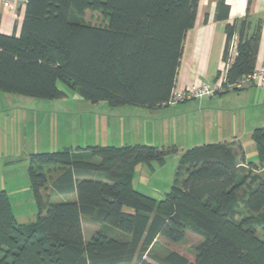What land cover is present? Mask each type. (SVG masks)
<instances>
[{
    "label": "trees",
    "instance_id": "trees-1",
    "mask_svg": "<svg viewBox=\"0 0 264 264\" xmlns=\"http://www.w3.org/2000/svg\"><path fill=\"white\" fill-rule=\"evenodd\" d=\"M198 1L27 0L20 35L0 34V92L57 100L66 97L57 87L61 82L91 104L161 108L174 89ZM218 5L225 10L218 17L225 19L228 7L223 0ZM86 11L107 18V26L85 23ZM233 36L237 41L225 70L227 84L255 68L260 25H253L248 5L242 19L225 27L224 63ZM251 139L264 164V127L255 129ZM175 151L95 145L30 154L27 176L36 218L17 223L6 192L0 191V264H264V236L254 230L264 222V216L258 217L264 210V181L237 196L236 155L224 143L183 152L171 190L159 201L133 187L137 165H161ZM82 153L97 162L80 160ZM49 166L61 170L43 202ZM69 194L74 200L51 201ZM240 204L247 216L237 221ZM187 222L204 238L192 261L172 249L151 253L158 240L182 241ZM83 223L96 227L88 241Z\"/></svg>",
    "mask_w": 264,
    "mask_h": 264
},
{
    "label": "rangeland",
    "instance_id": "rangeland-1",
    "mask_svg": "<svg viewBox=\"0 0 264 264\" xmlns=\"http://www.w3.org/2000/svg\"><path fill=\"white\" fill-rule=\"evenodd\" d=\"M84 21L95 27H106L108 24V19L95 11H86ZM57 87L64 91L65 98L39 100L0 92V154L4 153L5 157H14L13 160L18 159L17 167L13 169L18 173V176L20 172L23 177L27 175L28 156L30 154L58 151L55 150L56 140L57 142H67L71 139V145H74V141L84 139L85 142L83 143L89 146L123 147L143 145L159 149L173 148L176 151L166 154L163 164L159 165L155 162L139 164L135 167L132 176L131 182L137 191L159 201L171 190L183 152L195 146L205 145L207 142L213 143L212 141H218L219 139L228 142L231 139L238 138L241 144L240 148L224 143L236 155L240 181L238 182L237 196L243 197L247 190L264 181L262 173L264 164L258 162V155L251 137L247 135L246 130L242 132L233 124V122H236V124L240 122L239 115H242V113L223 119L224 121L228 119L227 125L224 127L220 124L217 128L219 133L213 134L214 138H212L203 131L193 133L190 128L180 130L174 120L155 115L151 117L146 113L134 117V120H122L119 119L120 107L110 108L105 102L91 104L80 99L77 94L67 89L61 82L57 83ZM233 92L236 93L237 91L229 90L220 94H232ZM157 113L155 112V114ZM219 127H223L222 131L219 130ZM201 137L202 139L197 140ZM85 144L81 145L84 146ZM4 149L6 152H3ZM242 155L244 156L243 161L240 160ZM80 156L82 161L97 162V158L90 156L88 153H82ZM245 161L256 163V168L248 166ZM241 164L243 166H240ZM60 170V167L52 166L45 169L47 183L42 192L43 202H45L44 197L49 192L53 179L56 178ZM66 200H70L67 195L51 197V201L54 202ZM19 215L16 218L17 223L28 221L27 219L31 217L29 214ZM244 216H247V213L240 204L235 218L239 221ZM263 216L264 210L258 217ZM35 218L33 216L32 219L35 220ZM254 230L256 236L262 238L264 236V222L262 221L254 227ZM91 235L86 232L85 239L88 240ZM203 241L204 238L194 233L192 224L187 222L185 236L182 241L177 245H170L158 240L151 253L163 255L166 251L172 249L192 261L196 247ZM145 259L153 262L148 257H145Z\"/></svg>",
    "mask_w": 264,
    "mask_h": 264
},
{
    "label": "crops",
    "instance_id": "crops-1",
    "mask_svg": "<svg viewBox=\"0 0 264 264\" xmlns=\"http://www.w3.org/2000/svg\"><path fill=\"white\" fill-rule=\"evenodd\" d=\"M219 1L221 0L198 1L193 27L186 32L184 37L182 54L175 77L174 92H181L187 88L198 86L203 82L215 83L220 79L225 64L222 60L225 45V27L234 21L242 19L247 14V5L248 15L253 25H260L255 68L264 66V0H251L249 4L248 0H223L224 5L228 7L225 19L218 17V15H225V10L221 7L219 8ZM24 11L25 4L23 3L7 6L3 0H0V34L18 37L21 33ZM236 41L237 37L233 36L229 43L228 52L232 58L235 56L232 47L236 46ZM226 93L216 94L210 98L189 100L173 107H161L153 110L126 105L119 108V119L134 120V117L146 113L151 117L155 115L165 119H172L178 124L180 130H188L190 128L193 133L203 131V133L206 132L212 138H214L213 134L219 133L217 128L220 124L224 127L227 125L228 119L224 121L225 118H230L232 115L237 116L239 113H242V115H239L240 122H237V124L233 122V124L242 132L246 130L248 136L251 137L255 129L264 127V85L252 84L236 93ZM165 108L170 109L162 110ZM155 112L158 113L155 114ZM222 129L223 127H219V130L222 131ZM200 139L202 137L197 140ZM70 140L67 142H57L56 140L55 150L89 146L83 143L85 142L84 139L82 141H74V145H71ZM220 140L224 139L212 142L214 144H232L236 148L241 147L238 138L231 139L228 142ZM213 143L207 142V144ZM3 152H6V150L4 149ZM0 155V191L6 192L15 219L18 218L17 215L19 214V216L31 215L27 219L28 221L19 224H29L33 222L34 219L32 218L33 216L35 218L37 208L32 197L27 175L23 177L20 172L18 176V173L13 170L17 167L18 159L13 160L14 157H5L4 153ZM240 166H243V164ZM61 196L64 195H57V197ZM67 197L70 200H74L73 194H69ZM95 230L96 227L83 223L84 240L88 241L92 236L86 240V232L90 235Z\"/></svg>",
    "mask_w": 264,
    "mask_h": 264
},
{
    "label": "built area",
    "instance_id": "built-area-1",
    "mask_svg": "<svg viewBox=\"0 0 264 264\" xmlns=\"http://www.w3.org/2000/svg\"><path fill=\"white\" fill-rule=\"evenodd\" d=\"M7 6H13L15 4H25L27 0H3ZM232 51L235 52V47H232ZM232 61V57L229 56L227 62L224 64V71L220 76V79L215 83H200L198 86L187 88L181 92L172 91L171 96L163 105V107H173L189 100L210 98L216 94L233 90H241L245 86L252 84L264 85V66L254 68V70L242 78L238 79L232 84L225 82V70L228 64Z\"/></svg>",
    "mask_w": 264,
    "mask_h": 264
}]
</instances>
